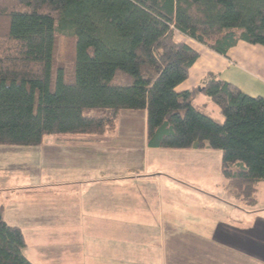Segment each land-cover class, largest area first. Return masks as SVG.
<instances>
[{
	"label": "trees",
	"instance_id": "trees-1",
	"mask_svg": "<svg viewBox=\"0 0 264 264\" xmlns=\"http://www.w3.org/2000/svg\"><path fill=\"white\" fill-rule=\"evenodd\" d=\"M0 1L12 4H0V148L104 135L120 112L146 111L148 148L221 151L230 189L256 202L264 182V99L215 76L197 90L176 89L199 59L179 36L224 57L240 42L264 47V0ZM59 36L74 40L70 79L55 68ZM199 92L223 124L193 106ZM92 110L112 118L87 116ZM26 246L0 207V264H31Z\"/></svg>",
	"mask_w": 264,
	"mask_h": 264
},
{
	"label": "crops",
	"instance_id": "crops-1",
	"mask_svg": "<svg viewBox=\"0 0 264 264\" xmlns=\"http://www.w3.org/2000/svg\"><path fill=\"white\" fill-rule=\"evenodd\" d=\"M179 39L199 59L178 93L202 88L215 76L264 99V47L240 42L224 57ZM210 102L215 105L199 92L193 106L212 118ZM46 158L37 168H0V196L13 198L11 209L1 207L3 217L22 230L31 264H264V198L258 197L264 182L256 202L248 204L236 195V202L192 196L187 182L160 180L157 173L47 168Z\"/></svg>",
	"mask_w": 264,
	"mask_h": 264
},
{
	"label": "rangeland",
	"instance_id": "rangeland-1",
	"mask_svg": "<svg viewBox=\"0 0 264 264\" xmlns=\"http://www.w3.org/2000/svg\"><path fill=\"white\" fill-rule=\"evenodd\" d=\"M0 4L12 6L11 3L5 1H0ZM5 24V19L0 16V36L4 32ZM73 52V38L59 36L56 45L55 68H65L69 79L73 70ZM209 104L211 109L208 110L211 112V117L216 121L223 119L217 107L211 102ZM86 115L94 118H112L111 113L103 110L88 111ZM110 126L111 129L104 135L76 134L46 137V144L41 149L42 151L38 147H33L18 148L22 151L14 154L2 152L0 153V168H37L40 160L46 155L47 168H121L129 175L132 174L130 171L136 169L146 174L157 173L160 180L187 182L191 190L185 189V192L190 190L192 196H200L203 193L215 194L217 197H226L228 200L233 198L235 202L237 200L234 198L235 194V197L240 198L235 191L230 189L223 175L221 151L148 148L146 111L120 112L117 125L111 124ZM258 197L261 200L264 198V187H261ZM12 200L13 198L0 196V207H5V210L9 207L11 209ZM18 207L20 210L18 213H21L22 202Z\"/></svg>",
	"mask_w": 264,
	"mask_h": 264
}]
</instances>
